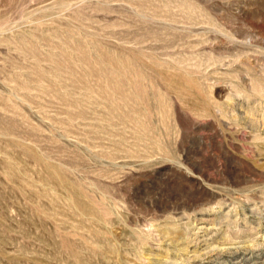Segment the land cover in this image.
<instances>
[{
    "label": "rangeland",
    "instance_id": "obj_1",
    "mask_svg": "<svg viewBox=\"0 0 264 264\" xmlns=\"http://www.w3.org/2000/svg\"><path fill=\"white\" fill-rule=\"evenodd\" d=\"M0 264H264V0H0Z\"/></svg>",
    "mask_w": 264,
    "mask_h": 264
}]
</instances>
